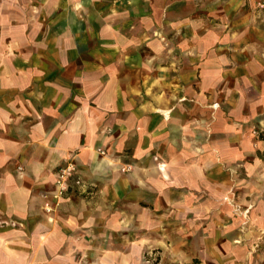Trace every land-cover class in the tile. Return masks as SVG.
<instances>
[{
    "label": "crops",
    "instance_id": "obj_1",
    "mask_svg": "<svg viewBox=\"0 0 264 264\" xmlns=\"http://www.w3.org/2000/svg\"><path fill=\"white\" fill-rule=\"evenodd\" d=\"M87 1L0 0V264L44 260V246L59 244L60 226L43 206L65 158L79 168L75 180L137 197L180 173L220 186L236 165L263 162L250 133L255 120L264 125V15L242 34L244 69L258 87L238 116L220 109L218 95L232 64L220 48L235 42L219 44L215 29L204 35L184 0H124L114 18L94 20L97 29ZM156 48L166 60H155ZM188 48L215 54L199 66L193 93ZM125 164L135 167L126 176Z\"/></svg>",
    "mask_w": 264,
    "mask_h": 264
},
{
    "label": "rangeland",
    "instance_id": "obj_2",
    "mask_svg": "<svg viewBox=\"0 0 264 264\" xmlns=\"http://www.w3.org/2000/svg\"><path fill=\"white\" fill-rule=\"evenodd\" d=\"M87 2L93 21L106 12L114 18L124 4V0ZM137 2L147 4L148 0ZM183 2L191 6L190 13H197L204 35L215 29L224 33L219 44L234 40L236 48H220V55L232 64L225 68L228 73L219 84L218 95L222 111L243 115L249 106L246 100L256 97L258 85L247 77L249 65L244 69L248 58L243 53L242 34L250 18L254 23L256 15H264V0ZM168 8L156 6L161 25ZM174 9L179 13L178 5ZM92 23L97 29V21ZM163 38L161 33L156 35L157 40ZM164 53L168 55L165 48H156L155 60H166ZM171 54L179 58L177 53ZM214 56L201 48H188V93L197 91L199 66ZM252 126L253 149L263 162L236 165L229 177L223 176L220 186L197 180L189 172L175 176L170 187L155 181L162 188L157 187L154 195L133 196L127 188L120 196L111 195L104 191L103 181L75 180L81 178L78 166L70 158L63 159L55 171L54 192L43 206L47 220L59 224L61 239L59 244L44 246V260L28 264H264V125L255 120ZM98 154L104 156L105 152ZM67 168L65 189L58 193L57 174ZM134 168L125 164L121 174H131ZM186 175L188 179L183 178Z\"/></svg>",
    "mask_w": 264,
    "mask_h": 264
},
{
    "label": "built area",
    "instance_id": "obj_3",
    "mask_svg": "<svg viewBox=\"0 0 264 264\" xmlns=\"http://www.w3.org/2000/svg\"><path fill=\"white\" fill-rule=\"evenodd\" d=\"M68 171H70V168L62 169L57 174L56 186H57L58 193L62 192L65 189L64 183H65L66 174Z\"/></svg>",
    "mask_w": 264,
    "mask_h": 264
}]
</instances>
